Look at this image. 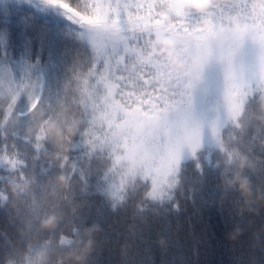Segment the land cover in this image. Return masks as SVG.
<instances>
[{"label":"snow or ice","instance_id":"6c2138e0","mask_svg":"<svg viewBox=\"0 0 264 264\" xmlns=\"http://www.w3.org/2000/svg\"><path fill=\"white\" fill-rule=\"evenodd\" d=\"M40 3L35 59L22 40L17 63L0 25V264H65L85 233L95 264L109 213L131 216L121 264H145L130 253L181 200L238 202L227 178L241 158L264 200V0ZM234 264H264V233Z\"/></svg>","mask_w":264,"mask_h":264},{"label":"trees","instance_id":"16d2710c","mask_svg":"<svg viewBox=\"0 0 264 264\" xmlns=\"http://www.w3.org/2000/svg\"><path fill=\"white\" fill-rule=\"evenodd\" d=\"M24 1H30L37 6L32 18H28L25 13H18ZM49 16L50 13L43 10L40 0H0V25L5 26V33L9 31L8 25L15 28L12 46L7 51L17 63L21 55L19 43L22 40L32 42V59L40 52L42 36L50 23ZM59 19L63 20V17ZM66 42L70 47L76 45L70 36L66 37ZM248 168V162L241 158L235 162L232 174L227 178L232 182L228 187L235 186L240 197L237 203V195L231 192L225 196L222 205L218 201L215 207L206 205L200 198L195 202L181 200V210L166 217L159 227L146 231L143 242H138L139 248L133 249L130 255L143 260L145 264H234L238 257L246 253L249 242L258 240L261 233H264V200L261 199L259 189L255 196L249 190L251 185L247 176L243 175ZM225 182L222 178L221 184ZM242 183L247 184V192L242 190ZM4 186L13 196L21 190L27 192L29 188L28 184L15 188L11 182ZM253 200L255 207L251 205ZM131 222L130 213H109L101 219V230L99 227L94 229L100 242L93 257L95 264H121L123 236ZM48 227L50 223H41V228ZM164 233L172 241L167 250L159 247V239ZM84 235L85 243L80 245L78 241L76 249H69L63 257L65 264H84V256L92 247L91 234ZM145 249H150L147 255L143 254Z\"/></svg>","mask_w":264,"mask_h":264},{"label":"clouds","instance_id":"9594fccd","mask_svg":"<svg viewBox=\"0 0 264 264\" xmlns=\"http://www.w3.org/2000/svg\"><path fill=\"white\" fill-rule=\"evenodd\" d=\"M210 2L211 0H186L187 6L198 12L203 11ZM160 43L165 44L168 47L171 46L170 42L167 41H160ZM169 55H171V53H169ZM241 188L245 192L248 191L246 183H242ZM78 259H80V257H78Z\"/></svg>","mask_w":264,"mask_h":264}]
</instances>
